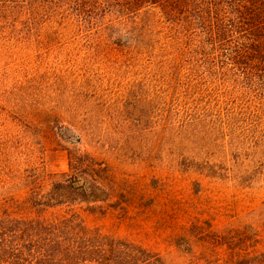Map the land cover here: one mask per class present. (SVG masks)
Instances as JSON below:
<instances>
[{
	"label": "rangeland",
	"instance_id": "374dc122",
	"mask_svg": "<svg viewBox=\"0 0 264 264\" xmlns=\"http://www.w3.org/2000/svg\"><path fill=\"white\" fill-rule=\"evenodd\" d=\"M96 38L37 33L0 51L1 196L48 204L56 182L91 180L88 170L104 178L107 200L50 213L80 212L88 228L148 252L147 264H264V182L210 178L186 170L191 160L181 167L167 155L184 145L162 129L159 84Z\"/></svg>",
	"mask_w": 264,
	"mask_h": 264
},
{
	"label": "trees",
	"instance_id": "16d2710c",
	"mask_svg": "<svg viewBox=\"0 0 264 264\" xmlns=\"http://www.w3.org/2000/svg\"><path fill=\"white\" fill-rule=\"evenodd\" d=\"M84 31L145 65L149 81L159 84L162 129L184 145L167 155L180 166L243 187L264 182V0H0L1 52L33 44L23 38L37 33ZM193 132L209 135L208 144ZM190 137L195 152L186 148ZM84 174L91 180L56 182L48 204L38 194H0V264L150 261L142 248L88 228L78 211L49 212L107 200L104 178Z\"/></svg>",
	"mask_w": 264,
	"mask_h": 264
}]
</instances>
